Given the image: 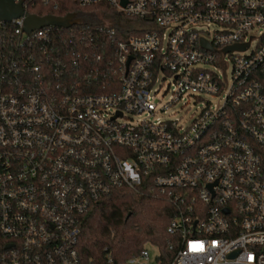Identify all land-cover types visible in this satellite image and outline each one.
<instances>
[{"label": "built area", "instance_id": "1", "mask_svg": "<svg viewBox=\"0 0 264 264\" xmlns=\"http://www.w3.org/2000/svg\"><path fill=\"white\" fill-rule=\"evenodd\" d=\"M75 2L121 17L0 21V264H86L82 216L141 185L175 207L167 264H264V0ZM188 96L215 101L159 115Z\"/></svg>", "mask_w": 264, "mask_h": 264}, {"label": "trees", "instance_id": "2", "mask_svg": "<svg viewBox=\"0 0 264 264\" xmlns=\"http://www.w3.org/2000/svg\"><path fill=\"white\" fill-rule=\"evenodd\" d=\"M27 11L38 16L75 13L81 21L78 26L86 28L105 23L115 27L114 20L121 17L104 5L80 7L75 0H49L46 4L44 0H29ZM174 211L167 197L149 193L146 185L115 188L82 216L79 256L86 264H105L107 254L119 262L150 245L157 250L155 260L167 264L176 247V238L167 231Z\"/></svg>", "mask_w": 264, "mask_h": 264}, {"label": "water", "instance_id": "3", "mask_svg": "<svg viewBox=\"0 0 264 264\" xmlns=\"http://www.w3.org/2000/svg\"><path fill=\"white\" fill-rule=\"evenodd\" d=\"M23 15L25 16L23 29L26 32H31L32 30L48 25L68 28L78 21L75 18L74 13H69L66 16H38L25 11L22 2H14V0H0V21H10L13 18H18Z\"/></svg>", "mask_w": 264, "mask_h": 264}, {"label": "rangeland", "instance_id": "4", "mask_svg": "<svg viewBox=\"0 0 264 264\" xmlns=\"http://www.w3.org/2000/svg\"><path fill=\"white\" fill-rule=\"evenodd\" d=\"M227 76H229L228 72H227ZM166 87H167V82H162L158 96H161V94L166 89ZM169 94L170 93L167 92L166 95H164V97L161 98L160 105L168 100ZM202 98L203 99L200 100L193 96L184 97L178 103L167 107L165 113L161 112L159 115L161 117L178 119L179 123L184 125L189 124L197 116L199 110L203 106L204 99H210L215 101V98L210 96H202ZM149 250L153 252L155 249L153 247H149Z\"/></svg>", "mask_w": 264, "mask_h": 264}]
</instances>
